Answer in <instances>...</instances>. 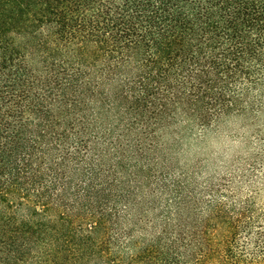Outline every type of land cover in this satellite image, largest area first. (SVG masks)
I'll list each match as a JSON object with an SVG mask.
<instances>
[{
    "label": "trees",
    "instance_id": "1",
    "mask_svg": "<svg viewBox=\"0 0 264 264\" xmlns=\"http://www.w3.org/2000/svg\"><path fill=\"white\" fill-rule=\"evenodd\" d=\"M252 261L264 0H0V264Z\"/></svg>",
    "mask_w": 264,
    "mask_h": 264
},
{
    "label": "clouds",
    "instance_id": "2",
    "mask_svg": "<svg viewBox=\"0 0 264 264\" xmlns=\"http://www.w3.org/2000/svg\"><path fill=\"white\" fill-rule=\"evenodd\" d=\"M241 147L240 140H233L225 133H220L219 136L213 134L212 136H204L201 134V141L194 143L190 149H188L190 155H196L200 152L211 151L219 160L228 159L234 152ZM222 162V161H221Z\"/></svg>",
    "mask_w": 264,
    "mask_h": 264
},
{
    "label": "rangeland",
    "instance_id": "3",
    "mask_svg": "<svg viewBox=\"0 0 264 264\" xmlns=\"http://www.w3.org/2000/svg\"><path fill=\"white\" fill-rule=\"evenodd\" d=\"M245 264H260V263H257V262L252 261V262H247Z\"/></svg>",
    "mask_w": 264,
    "mask_h": 264
}]
</instances>
